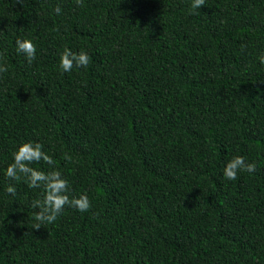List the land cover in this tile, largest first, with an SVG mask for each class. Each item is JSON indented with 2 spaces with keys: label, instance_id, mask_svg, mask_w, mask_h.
Wrapping results in <instances>:
<instances>
[{
  "label": "trees",
  "instance_id": "16d2710c",
  "mask_svg": "<svg viewBox=\"0 0 264 264\" xmlns=\"http://www.w3.org/2000/svg\"><path fill=\"white\" fill-rule=\"evenodd\" d=\"M192 2L0 0V264H264V0ZM24 142L88 212L33 228L43 188L5 175ZM238 155L256 171L227 180Z\"/></svg>",
  "mask_w": 264,
  "mask_h": 264
},
{
  "label": "clouds",
  "instance_id": "9594fccd",
  "mask_svg": "<svg viewBox=\"0 0 264 264\" xmlns=\"http://www.w3.org/2000/svg\"><path fill=\"white\" fill-rule=\"evenodd\" d=\"M21 3V0H18ZM205 0H193L192 9H198L204 5ZM78 6H83V0H76ZM59 15L61 8L58 5L54 9ZM59 31V29H57ZM16 50L18 54H23L29 64H31L37 55V46L31 39L16 40ZM243 45L241 48L243 49ZM3 53H0V59ZM260 63L264 64V55L259 57ZM91 61V57L84 51L75 53L69 48H65L60 55L59 66L63 72H71L74 67L86 68ZM6 66L0 65V73L7 72ZM43 144L39 142H24L13 154V162L9 164L5 170V175L9 180L20 182L22 179L27 183L29 188H43V199L34 200L32 207L38 209L34 219L37 221L33 228L39 230L44 223H54L60 214L64 211L65 206L74 208L80 213L88 212L92 205L86 194L79 197H71L69 195V182L62 178L59 170L43 171L33 168L31 165L43 161L50 167L55 164L52 156L43 151ZM65 159L69 157L65 156ZM246 171L253 173L256 171L255 163H246V158L242 155L233 157L227 162L223 169V175L227 180L238 179V172ZM16 188L9 184L6 192L12 196L16 195Z\"/></svg>",
  "mask_w": 264,
  "mask_h": 264
}]
</instances>
